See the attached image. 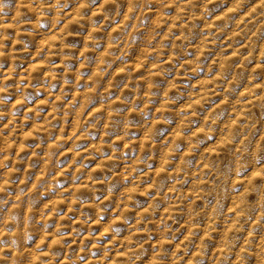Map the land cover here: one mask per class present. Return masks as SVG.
Masks as SVG:
<instances>
[{
  "label": "clouds",
  "instance_id": "9594fccd",
  "mask_svg": "<svg viewBox=\"0 0 264 264\" xmlns=\"http://www.w3.org/2000/svg\"><path fill=\"white\" fill-rule=\"evenodd\" d=\"M0 264H264V0H0Z\"/></svg>",
  "mask_w": 264,
  "mask_h": 264
}]
</instances>
